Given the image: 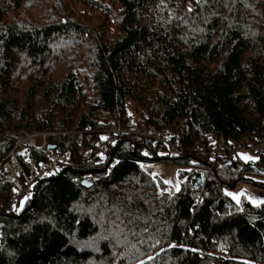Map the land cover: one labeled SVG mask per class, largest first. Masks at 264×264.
Returning a JSON list of instances; mask_svg holds the SVG:
<instances>
[{
	"label": "trees",
	"instance_id": "obj_1",
	"mask_svg": "<svg viewBox=\"0 0 264 264\" xmlns=\"http://www.w3.org/2000/svg\"><path fill=\"white\" fill-rule=\"evenodd\" d=\"M143 114L180 155L127 135L82 159ZM263 123L264 0H0V161L27 132L70 155L16 201L0 170V264H264V204L226 193L260 189L264 152L218 165L207 146ZM153 162L181 168L177 192Z\"/></svg>",
	"mask_w": 264,
	"mask_h": 264
},
{
	"label": "built area",
	"instance_id": "obj_2",
	"mask_svg": "<svg viewBox=\"0 0 264 264\" xmlns=\"http://www.w3.org/2000/svg\"><path fill=\"white\" fill-rule=\"evenodd\" d=\"M114 1V0H113ZM147 114L133 115L126 126H113L109 130L97 132L99 135L95 144L87 147L84 150L83 160L86 158L96 157L95 165L104 164L107 161L109 151L116 146V144L129 135L133 137H143L149 139L153 145L162 146L172 150L174 155H180L182 149L176 141L171 140V136L167 131H157L156 126L148 125ZM264 127V123L262 124ZM91 128L86 127L83 131L77 132L75 135L76 146L80 149L86 142L85 135L91 133ZM16 135V134H14ZM18 135V134H17ZM51 136L45 132L41 133H22L18 135L17 143L13 149L8 153L7 158L0 161V170H3L7 179L15 182L18 178H23L26 183L25 188H22L16 195L13 196L16 201L17 196L22 197L29 193L31 187L35 185L34 181L48 175L57 166L66 167L69 164L70 155L62 154L60 151H47L48 137ZM64 136V134H63ZM41 137H43L41 139ZM102 137L106 139H102ZM41 139V140H40ZM207 146L210 148V159L218 162L220 165L223 160H234L239 153H259L264 152V138L258 139L256 144L240 145L232 141H226L224 138L216 139L209 136ZM33 154L44 156L45 158L40 162L39 166L33 161ZM139 165L144 166L142 163ZM150 172L151 178L162 177L165 173L166 166L157 162L146 165Z\"/></svg>",
	"mask_w": 264,
	"mask_h": 264
},
{
	"label": "rangeland",
	"instance_id": "obj_3",
	"mask_svg": "<svg viewBox=\"0 0 264 264\" xmlns=\"http://www.w3.org/2000/svg\"><path fill=\"white\" fill-rule=\"evenodd\" d=\"M42 138L43 137H41V139ZM47 143H48V141H47ZM83 153H84V151H83ZM238 155L244 161H251V160H255L256 159V156L253 153H239ZM83 156H84V154H83ZM244 156L250 157L251 159L245 160V159L242 158ZM180 169L181 168H179L177 166L169 165V166L166 167L165 173L161 177L162 181H163V184L167 188L172 189V191H175V192L178 191L177 188L179 189L180 180H179L178 174L181 171ZM165 181H168L169 183H165ZM245 183L246 184L239 183L238 186L233 188V190L232 189H230V190L227 189L226 190L227 195L234 202H237V200L233 199V196H238L239 200L240 199H242V200L244 199L245 201L250 202L253 205H257V204H254L253 201L264 200V184H262L260 187H258L260 189H257V188H255V186H253V185L251 186L250 183H248V182H245ZM259 205H261V204H259Z\"/></svg>",
	"mask_w": 264,
	"mask_h": 264
},
{
	"label": "snow or ice",
	"instance_id": "obj_4",
	"mask_svg": "<svg viewBox=\"0 0 264 264\" xmlns=\"http://www.w3.org/2000/svg\"><path fill=\"white\" fill-rule=\"evenodd\" d=\"M197 2L199 3L200 0H197ZM188 10H189V11H192L191 8H189ZM102 139H106V138L102 137ZM242 158L245 159V160L251 159L250 157H246V156H244V157H242ZM165 183H169V182H168V181H165ZM177 190H179V189L177 188ZM26 199H27V198H26ZM233 199H235V200H237V202H239V197H238V196H233ZM253 203H254V204H257V205H259V204H264V200L253 201ZM21 204H23V201L21 202ZM149 259H151V257H149ZM141 264H143V261L141 262Z\"/></svg>",
	"mask_w": 264,
	"mask_h": 264
},
{
	"label": "water",
	"instance_id": "obj_5",
	"mask_svg": "<svg viewBox=\"0 0 264 264\" xmlns=\"http://www.w3.org/2000/svg\"><path fill=\"white\" fill-rule=\"evenodd\" d=\"M50 149H54V148H50ZM230 189H232V190H233V187H231Z\"/></svg>",
	"mask_w": 264,
	"mask_h": 264
}]
</instances>
